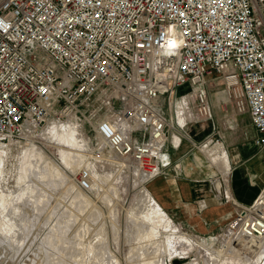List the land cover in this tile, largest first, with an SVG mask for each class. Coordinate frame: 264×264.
I'll return each instance as SVG.
<instances>
[{
  "label": "built area",
  "instance_id": "1",
  "mask_svg": "<svg viewBox=\"0 0 264 264\" xmlns=\"http://www.w3.org/2000/svg\"><path fill=\"white\" fill-rule=\"evenodd\" d=\"M216 83L249 114L253 147L263 146L264 0H0V143L86 113L104 144L93 156L109 150L151 180L169 165L165 145L179 132L163 100L169 109L188 85L181 103L208 119L207 87ZM119 121L127 134L112 126ZM89 177L79 171L77 187L89 190ZM260 195L247 206L231 201L226 223L253 250L264 239Z\"/></svg>",
  "mask_w": 264,
  "mask_h": 264
},
{
  "label": "bare ground",
  "instance_id": "2",
  "mask_svg": "<svg viewBox=\"0 0 264 264\" xmlns=\"http://www.w3.org/2000/svg\"><path fill=\"white\" fill-rule=\"evenodd\" d=\"M183 102H185V98H183ZM181 106L184 108L183 112L184 114L186 113L185 115H187L188 120H193L195 117L192 111L188 109L187 106H184L183 103H181ZM67 117L66 121L58 123L52 122L50 126H46L37 133L41 134V136L45 138H50L67 145V148L59 146L55 148V151H57L59 159L64 162L70 170L74 171L80 168L83 159L82 154L74 151V148H72L75 144H77V135L71 130L74 128L72 120L75 119V116L69 115ZM186 120V117H184V120L181 121L182 126H186ZM111 123L116 130L124 134H127L130 129L128 122L119 121L117 124L113 122ZM31 132L32 131H29V133ZM26 133V131L23 132V135ZM29 140L30 138H28L27 141ZM173 141L177 144L179 143L180 138L178 136H174ZM9 143H0V150L4 148L5 144ZM208 144H214L215 146L205 152H194L188 162L182 161L181 167L183 170L212 168L218 173V176L215 177L216 180L221 179L222 176L227 175L229 169L226 164L222 142H215L213 139H210ZM29 145L28 146L31 149V164L26 166L28 168L26 169L28 170L27 176L35 175L34 177L37 178L35 180H40L41 182L39 181L40 183H38V185L33 183V188L35 193H37L35 197L33 196V200L29 197V195L28 197L31 200L32 205H35L39 211L42 207H45L46 204V202L43 203L45 200H43V198L48 197V194L46 193L47 191H44L45 187L41 184H45L48 188L50 183H52L55 187L57 179L64 182V180L68 178V175L58 166L56 161L47 156L40 147H37L34 144ZM102 146H104V144L101 141L100 147ZM80 147L86 148L85 143L83 142ZM196 148L199 149L200 147L196 146ZM25 152H27V150ZM104 153V156L108 157L110 155L112 156L111 158L109 156L111 160H116V162H118V158L114 157L109 150L106 152L104 151ZM107 157H98V159L108 162L107 159L109 158ZM122 160L125 165L128 164V161H130L131 165L134 166V177L132 182L133 187L136 188V191L132 195L127 208L126 219L130 220V224L125 227L124 236L122 238L123 241L122 239L120 240L121 232L118 220V207L120 201H122L126 195L127 178L124 175L122 178L123 184L117 185L112 180L113 178H117L115 173H105L99 176L96 173H92L88 168L89 164H86L87 166L84 169L89 173V179H92V181H103L105 184V189H103L104 191L98 192L95 189V194L101 199V201H103L102 203L105 205L104 208L106 210V214L102 208L95 205L94 208L91 209L92 202L88 199L87 194L83 190L76 188L74 190V195H71V198H69L67 193L71 190L72 186L68 188L64 187L65 189L62 191L60 197H63L62 199H64L66 197L65 195H67L69 199L67 197V199H65L68 201L67 205L69 209L66 207V209L64 208L60 212L59 218H57L58 222L56 224L54 223L55 225L47 231L45 237L41 238L42 242L49 247L46 251L47 264H121L116 255L110 252L107 248V242L110 243V240L114 243L117 251L123 253L124 264H167L166 259L167 257L169 258L171 254H181V246L188 247L199 252L203 256L204 264H264V240H261V242L253 250L250 247L252 243L250 242V239L238 236L234 237L233 234L235 233L232 230L228 232L227 239H225L223 243L224 257L222 260L217 258L214 249L209 250L207 248H203V246L191 239L186 238L185 241H182L183 238L179 233H172V236H174L177 240L176 244L174 246L167 245L166 240L164 239V236L161 235L159 229L161 226L169 227V222L164 219V211L159 208L158 204L154 201L145 187V182L147 183L149 181L148 179L152 176L147 172L142 171L139 165L130 159ZM177 165H179V163ZM119 176L122 177V175ZM93 187L90 185L91 189ZM213 192L216 196H221L223 194L220 187H215V191L213 189ZM261 197L262 200H264V192L260 195V198ZM226 198L230 203L231 201H234L233 196L230 200L228 197ZM24 199L27 198L24 197ZM17 202L20 204L19 208H24L23 202ZM5 204L6 202L0 198V210L4 207L9 208V206ZM61 204L63 205L62 201ZM39 212H41V210ZM25 215L24 211V214L20 216L19 226L21 234L17 235V232H9V217L5 218L1 216L0 213V243L6 244L7 248L11 247L13 251L23 247L25 238L31 231L30 227L33 225L32 220L29 218L27 219ZM106 216L108 217L109 222H107ZM78 222H80L79 225H77L78 227L75 228L71 235H69L68 232L73 224ZM161 239H163L162 243ZM123 247L124 249L122 251L121 248ZM161 248L165 249V251L168 249L169 255L167 257L165 256V252L160 255Z\"/></svg>",
  "mask_w": 264,
  "mask_h": 264
},
{
  "label": "rangeland",
  "instance_id": "3",
  "mask_svg": "<svg viewBox=\"0 0 264 264\" xmlns=\"http://www.w3.org/2000/svg\"><path fill=\"white\" fill-rule=\"evenodd\" d=\"M216 85H219V84L216 83ZM188 90H189L188 85H182L181 87H179L177 91L173 93L172 95V104L169 109L167 107V99L163 100L164 113L166 114L167 117L168 116L171 117L175 128L178 131L180 130L182 132L183 131L185 132V130L188 129V127L196 123V121L198 120L195 113L192 112L195 118L191 122H188L189 120L187 118V115H185L186 113L184 114L183 112L184 108H182L181 106L180 97L184 92H187ZM107 94H110V93L103 94L101 99L105 101V99L108 97ZM118 104L119 103H117V105ZM104 115H107V117H109L110 113L105 112ZM184 117H186L187 119L185 122L186 126L181 125V121L184 120ZM66 118L68 117L51 118L40 130H42L48 125L50 126L52 122H56V123L64 122L67 120ZM74 118H73L74 120H72V122L74 123L73 125L74 128L71 130L74 131L75 134L77 135L76 136L77 144H75V146L72 148H74V151L81 153L82 159H83V162L81 163V166L79 169L72 171L67 167V165L64 162H62L59 159V155L57 154V151H55V148L59 146L67 148V145L59 143V141H56L50 138H45L41 136V134H38L37 132L35 133L27 132L26 134L15 139L9 144H5L4 148L0 150V198H2L6 202L5 205L9 206V208L4 207L3 209L0 210L1 216L5 218L9 217L8 218L10 220L9 232L10 233L17 232V235L21 234L19 220L21 218L20 216L24 214V211L26 214L25 215L26 218L27 219L29 218L30 220H32V223H33V225L30 227L31 231L28 233V236L25 238L23 247H21L20 249H16L13 251L10 246H8L10 248H7L6 244L0 243L1 245L0 246V264H47L46 251L48 250L49 247H47L44 244V242H42L41 238L45 237L47 231L58 222L57 218H59L60 212L64 208L66 209V207L67 209H69L67 205L68 201L66 199L68 197L71 198V195L72 196L74 195V190L78 188L76 185L78 172L81 171V169L85 170L84 168L87 166L86 164H89L88 168L92 173H96L99 176L105 173H109V174L115 173L117 175V178L116 179L113 178L112 180L117 185L123 184L122 178L124 175L126 176L127 178L126 180L127 184L125 183L127 185L126 195L122 199V201H120V204L118 207L119 208L118 209L119 211L118 220H119L120 232H121L120 240L123 238L125 227L130 224V220L126 219L127 208H128L132 195L136 191L135 190L136 188L133 187V182H132V179L134 177V169H133L134 166L131 165L130 161H128V164L125 165L123 160L119 158L117 159L118 162H116V160H111L110 158L112 156L110 155H109L110 158L109 156L103 157V158H106V157L109 158L107 159L108 162L102 161L101 159L94 157L92 151L95 147H98V148L100 147L101 140L100 139L98 140L92 127L87 122V120H90V116L85 113V117L78 115V116H75ZM176 123L182 128L179 126H176ZM226 129H229V128H226ZM175 133H176L175 131L170 132V135L173 134L172 139L174 136H178ZM28 138H30L31 140V141L29 140L30 143L29 141H27ZM252 140H253L252 138L248 139L247 141L248 144H250V141ZM83 142L85 143L86 148L80 147V145ZM218 142H221V141L218 140ZM27 143L34 144L35 146L40 147L45 152V154L53 158L58 164V166L62 168L68 175V178L65 179L64 182H61L57 179L58 181L56 180L55 187H54V184L52 183H50L48 188L47 186H45V184H41L43 185V187H45L44 191L46 190L47 192L46 191L45 192L48 194L47 198H43V200L45 199L43 203L46 202V204H45V207H42V209H40L41 212H39L40 210L38 211L35 205L34 206L32 205V202L29 199V197L32 199L33 196L35 197L37 194L35 193V190L33 188V183L34 184L36 183L38 185V183H40L41 181L39 180L40 181L39 182L35 180L37 179L36 177H34L35 175L27 176L28 170L26 169L28 168L26 166H28V164H31V161H30L31 160L30 158L31 149L29 147L30 145ZM204 145H207V144L197 143L196 146L200 147L198 151L205 152L209 150L211 147L215 146L214 144H208V147H205ZM196 146L193 150L190 151V153L196 149ZM26 150L27 152H25ZM261 156L262 155L258 153L255 156V158H260ZM104 163H108V164H104ZM181 163H182V160L179 163L180 166H181ZM256 164L264 165V160L258 161L256 162ZM119 175H122V177ZM34 180L37 182H35ZM93 181L92 179H90V182L92 183V184L90 183V185L94 187L92 189L90 188V190H83V191L87 194L88 199L92 202L91 209H93L95 205L97 207L102 208L106 214V210L104 208L105 205L102 203L103 201H101V199L95 194L96 191L103 192L104 191L103 189H105L104 188L105 184L103 181H95V182ZM70 186H72V188L67 193L68 197L67 195H65L67 198L65 197L66 199L65 198L62 199L63 197H60V195L62 194V191L65 188H68ZM24 197L27 198L29 201L27 199H24ZM16 200L23 202L24 208H19L20 204ZM61 201L63 205L61 204ZM224 201H227V199H222L219 202L222 203ZM165 211L166 213L164 212L165 213L164 219H166L169 222V227L161 226L159 231L161 232V235L164 236V239L166 240L167 245L174 246L177 240L174 238V236H172V233H179L180 236L183 238L182 241H185L186 238L194 240L196 243L203 246V248H207L209 250L214 249L216 252L217 258L219 260L223 259L224 257L223 243L225 239H227L228 232L231 231L230 228L226 229V224H223L222 226H218L211 231H204V230H201L195 227V224L191 220H188V221L184 220L180 215H178V213H171L167 210ZM107 222H109L108 217H107ZM79 223L80 222L73 224L74 227L72 226L70 229L71 231L69 230L68 232L69 235H71L74 232L75 228L78 227L77 225H79ZM162 242H163V239H161V243ZM107 248L110 250V252L116 255V257L120 260L121 264H124L123 253H120L117 251L116 247L114 246V243L111 240H110V243L107 242ZM123 249L124 247L121 248L122 251ZM163 252H165L166 257L169 255L168 249L167 251H165V249L161 248L160 255ZM166 263L167 264H204V261H203V256L199 252L194 251L191 248L181 246V254L180 255L177 253L171 254L169 258L167 257Z\"/></svg>",
  "mask_w": 264,
  "mask_h": 264
},
{
  "label": "crops",
  "instance_id": "4",
  "mask_svg": "<svg viewBox=\"0 0 264 264\" xmlns=\"http://www.w3.org/2000/svg\"><path fill=\"white\" fill-rule=\"evenodd\" d=\"M207 90L211 117L198 119L188 127L185 130L187 137L182 136L184 131L176 132L180 138L177 144L169 134L165 145L169 165L162 169L161 175L145 182V187L162 211L178 213L184 220H191L198 229L211 231L226 224L237 210L232 202L221 203L220 200L225 197L230 200L233 196L238 205L247 206L263 193L264 165L256 162L264 160V145L253 147L257 132L249 114L237 112L226 101L221 85L209 84ZM216 137L226 149L227 175L216 180L218 173L212 168L183 170L181 166H175L181 160L188 162L192 153L198 152L200 148L190 153L197 143L207 142L205 147H208L209 140ZM251 138L253 140L248 144ZM258 153L262 156L255 158ZM215 187L221 188L222 197L215 195Z\"/></svg>",
  "mask_w": 264,
  "mask_h": 264
},
{
  "label": "snow or ice",
  "instance_id": "5",
  "mask_svg": "<svg viewBox=\"0 0 264 264\" xmlns=\"http://www.w3.org/2000/svg\"><path fill=\"white\" fill-rule=\"evenodd\" d=\"M173 46H175V45H173Z\"/></svg>",
  "mask_w": 264,
  "mask_h": 264
}]
</instances>
